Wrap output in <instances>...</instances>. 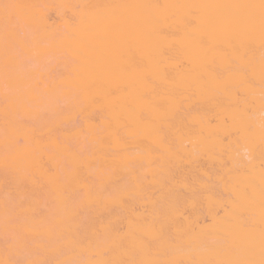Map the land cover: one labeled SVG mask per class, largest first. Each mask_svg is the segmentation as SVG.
<instances>
[{"label":"bare ground","instance_id":"obj_1","mask_svg":"<svg viewBox=\"0 0 264 264\" xmlns=\"http://www.w3.org/2000/svg\"><path fill=\"white\" fill-rule=\"evenodd\" d=\"M0 264H264V0H0Z\"/></svg>","mask_w":264,"mask_h":264}]
</instances>
